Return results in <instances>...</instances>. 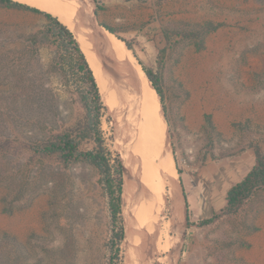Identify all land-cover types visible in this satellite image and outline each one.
Returning a JSON list of instances; mask_svg holds the SVG:
<instances>
[{"label": "rangeland", "instance_id": "rangeland-1", "mask_svg": "<svg viewBox=\"0 0 264 264\" xmlns=\"http://www.w3.org/2000/svg\"><path fill=\"white\" fill-rule=\"evenodd\" d=\"M34 1H53L64 16L23 3L81 33L79 10L88 8L90 23L114 29L158 75L182 197L180 178L184 185L191 171L197 177L209 163L249 155L253 166L257 155L264 157V0H101L105 8L98 15L94 0ZM49 25L42 14L0 5V264H109L119 227L113 225L105 176L89 162L66 165L59 153L34 150L64 134L82 152L96 154L99 148L94 133L81 135L89 124L83 75L47 37ZM123 74L117 70L111 80ZM104 105L101 139L121 157L114 117ZM109 167L107 178L115 186L114 160ZM217 215L219 239L213 249L209 244L208 258L203 263L195 252L189 262L185 255L183 264H243L237 251L249 247V238L252 264H264V188L234 213ZM132 222L137 235L125 234L123 243L136 244L141 235L157 237L141 218ZM167 253L161 264L175 252Z\"/></svg>", "mask_w": 264, "mask_h": 264}, {"label": "bare ground", "instance_id": "bare-ground-1", "mask_svg": "<svg viewBox=\"0 0 264 264\" xmlns=\"http://www.w3.org/2000/svg\"><path fill=\"white\" fill-rule=\"evenodd\" d=\"M17 1L64 16L61 8L52 0V4L47 3L49 5L34 0ZM76 8L79 7L76 5ZM88 10H79L83 11L79 26L84 28V33L74 30L65 20L64 23L69 25L80 43L103 100L114 117L124 166L123 198L126 204L124 215L127 238H132L133 233L137 232H133L132 218L135 221L141 218L150 232L155 229L158 232L157 249L174 253L179 238L173 235L179 236L182 233L185 204L178 184L160 96L124 42L98 24L90 23L91 14ZM99 49L112 59L108 60ZM120 69L124 70V76L111 80V76ZM175 260V255L171 254L164 264H174Z\"/></svg>", "mask_w": 264, "mask_h": 264}, {"label": "trees", "instance_id": "trees-1", "mask_svg": "<svg viewBox=\"0 0 264 264\" xmlns=\"http://www.w3.org/2000/svg\"><path fill=\"white\" fill-rule=\"evenodd\" d=\"M94 2L96 4L95 14L98 15L99 11L104 10L105 5L104 3H102L101 0H94ZM0 5L7 8L26 9L33 13L44 15L50 23L46 33L47 37L51 38L59 46L60 50H63L65 53H67L70 56V59L72 62H74L77 71L83 75V80L87 88L83 96V101L88 110L89 124L84 129V132H82L81 135H83V137H86L87 135L94 133L95 136L98 137L97 139L99 144L98 152L95 154L91 151H87V152L80 151L78 142L70 134H64L62 136H59L56 139V141H53L43 147L35 148L34 150L35 152L42 155H52L55 153H59L61 160L66 165L74 161L83 160L97 166L101 170V172L105 176L108 192L110 194V207H111L113 225L116 229L117 226L119 227L118 231L115 230L113 234L115 241H112V244L116 245L115 242H117V249H116V253L111 257L109 264H115L114 263L115 260H119V263L117 264H122V260L120 259V254L122 252L121 245L125 239V234H126L125 225L121 218L122 203L124 201L123 198L124 166L121 161L120 155L117 154L116 152H112L106 146H104V142L101 139L99 118L101 117L103 111L106 109V106L104 105L100 87L98 86V82L93 73V70L91 69L88 63L86 55L82 50L80 43L78 42L74 32L67 25L62 23L57 17L53 16L52 14L47 13L45 11H41L40 9L31 7L29 5L14 0H0ZM100 25L103 26L110 33L117 36L116 31L111 27L102 23H100ZM117 38L123 41L126 47L132 51L134 57L137 59L139 65L142 67L144 73L146 74V76L152 83L154 89L160 96L164 117L168 122V111L165 105V95L160 85V79L158 75H156L152 70L145 68V66L143 65V63L141 62V60L139 59L138 55L133 50L129 42L121 39L118 36ZM30 44L36 45L37 40L32 39ZM92 109L95 110V114H96L95 118H97V125H94L93 122V116L91 112ZM110 160H114L116 163L115 171L118 177L116 179L115 186H114V181L110 180V178H107V174H110L111 171L109 167ZM177 171L179 175L182 174L181 170L178 167H177ZM180 184L182 187V193L187 209V213H186L187 224L188 226H191L190 215H189V208H190L189 201L183 185L182 178H180ZM261 188H264V157H262L261 155H257L256 162L254 166L251 168V170L248 172V174L229 190L227 195V206L222 212L225 214L234 213L238 209V207L243 203L244 200H246L255 191ZM218 217L219 215H215L211 219L198 223V226L208 225L214 222Z\"/></svg>", "mask_w": 264, "mask_h": 264}, {"label": "crops", "instance_id": "crops-1", "mask_svg": "<svg viewBox=\"0 0 264 264\" xmlns=\"http://www.w3.org/2000/svg\"><path fill=\"white\" fill-rule=\"evenodd\" d=\"M97 55L99 56L98 52ZM170 146L173 151L171 142ZM244 163L247 164V168L243 167ZM253 166H251V157L245 155L234 160H223L216 165L209 163L201 169L200 174L197 175L198 178L194 171L189 173L187 180L185 179L184 186L189 204H192L190 208L191 226H188L185 217L181 235H173V237L179 238H177L178 247L175 248L176 251L174 253L176 256L174 264H183L185 257L189 262L195 252L199 254L198 258L204 263L208 258L206 254L208 253L209 244L212 245L213 249L214 240L219 239L218 225H216L218 222H212L205 226H198V223L213 218L226 208L229 190L240 182ZM197 193L200 195L199 199L197 198ZM156 238L141 235L137 239L140 243L138 245L137 243L134 244V242L131 244H125L124 242L123 248L126 250L124 264H161V261L168 256V253L160 252L157 249ZM163 242L162 244H164ZM196 243L201 245L200 248L195 246ZM250 243L251 238L248 239L247 243L249 247H239L237 251L241 255L240 262L243 264H252L253 250L250 248Z\"/></svg>", "mask_w": 264, "mask_h": 264}, {"label": "flooded vegetation", "instance_id": "flooded-vegetation-1", "mask_svg": "<svg viewBox=\"0 0 264 264\" xmlns=\"http://www.w3.org/2000/svg\"><path fill=\"white\" fill-rule=\"evenodd\" d=\"M91 112H92V116H93V122H94V125H97V118H95V110L94 109H92L91 110ZM99 120H100V118H99Z\"/></svg>", "mask_w": 264, "mask_h": 264}, {"label": "water", "instance_id": "water-1", "mask_svg": "<svg viewBox=\"0 0 264 264\" xmlns=\"http://www.w3.org/2000/svg\"><path fill=\"white\" fill-rule=\"evenodd\" d=\"M97 24L99 25V26H101L98 22H97ZM101 27H103V26H101ZM123 42V41H122Z\"/></svg>", "mask_w": 264, "mask_h": 264}]
</instances>
